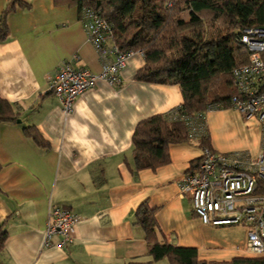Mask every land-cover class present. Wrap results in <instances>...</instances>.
<instances>
[{"label": "crops", "instance_id": "crops-1", "mask_svg": "<svg viewBox=\"0 0 264 264\" xmlns=\"http://www.w3.org/2000/svg\"><path fill=\"white\" fill-rule=\"evenodd\" d=\"M11 0H0V17ZM7 17L0 40V95L14 106L17 120L0 121V264H171L153 260L145 231L134 222L148 202L156 210L158 237L193 247L200 260L257 257L240 225L204 223L189 196L180 195L182 176L203 151L198 140L169 146V162L138 169L133 135L138 122L169 114L184 96L179 84L137 79L146 64L135 52L121 71L122 83L98 78L65 113L49 80L64 63L100 74L102 63L80 19L77 0H21ZM1 19V18H0ZM203 123L211 148L253 157L264 146L263 124L236 108H211ZM38 127L49 142L39 145L23 126ZM79 217L75 242L45 245L51 206Z\"/></svg>", "mask_w": 264, "mask_h": 264}, {"label": "trees", "instance_id": "trees-1", "mask_svg": "<svg viewBox=\"0 0 264 264\" xmlns=\"http://www.w3.org/2000/svg\"><path fill=\"white\" fill-rule=\"evenodd\" d=\"M80 9L99 10L114 30L121 50L142 51L146 64L137 79L174 83L182 88L184 101L175 108L180 114L200 120L209 108L231 107L236 93L232 68L247 63L249 53L238 34L246 27H264V0H77ZM21 0L6 4L0 17V40L8 35L7 15L21 5ZM190 13V19L184 15ZM14 106L0 95V121L17 120ZM25 134L39 145L49 142L38 127L23 126ZM182 120L169 114H156L140 122L133 135L134 157L138 169L156 168L169 162V146L190 140ZM199 145L211 148L206 132ZM199 162V161H198ZM156 210L143 202L135 215L143 226L148 254L153 260L167 257L171 264H264V257H237L230 261L200 260L193 247L175 245L158 237ZM7 232L0 230V246ZM130 262L129 264H151Z\"/></svg>", "mask_w": 264, "mask_h": 264}, {"label": "built area", "instance_id": "built-area-1", "mask_svg": "<svg viewBox=\"0 0 264 264\" xmlns=\"http://www.w3.org/2000/svg\"><path fill=\"white\" fill-rule=\"evenodd\" d=\"M99 13L94 8L83 7L80 19L99 54L101 73L94 74L87 67L64 63L49 80V90L61 101L65 113L72 110L78 96L94 86L98 78L120 86V73L126 61L138 52L119 49L111 23ZM238 38L247 48L249 60L232 68L231 82L236 93L231 107L245 118H256L264 128V27H246ZM169 119L184 121L190 140H197L206 133L203 120L180 114L175 108L169 113ZM179 183L180 195L190 197L194 211L204 223L245 227L251 253L264 257V146L256 157L242 152L219 153L203 147L199 162ZM48 213L45 245L51 246L55 235L61 237L59 246L65 248L73 244L78 215L61 205L51 206Z\"/></svg>", "mask_w": 264, "mask_h": 264}, {"label": "rangeland", "instance_id": "rangeland-1", "mask_svg": "<svg viewBox=\"0 0 264 264\" xmlns=\"http://www.w3.org/2000/svg\"><path fill=\"white\" fill-rule=\"evenodd\" d=\"M190 17H191L190 13H186V14L184 15V18H185V19H190Z\"/></svg>", "mask_w": 264, "mask_h": 264}]
</instances>
